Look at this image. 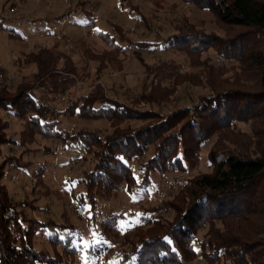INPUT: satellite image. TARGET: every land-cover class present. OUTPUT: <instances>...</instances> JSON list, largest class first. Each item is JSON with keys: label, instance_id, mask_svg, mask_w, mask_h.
Masks as SVG:
<instances>
[{"label": "trees", "instance_id": "trees-1", "mask_svg": "<svg viewBox=\"0 0 264 264\" xmlns=\"http://www.w3.org/2000/svg\"><path fill=\"white\" fill-rule=\"evenodd\" d=\"M184 1L210 11L228 34L207 33L186 20L177 33L158 44H137L140 48L184 54L190 59L191 68L203 69L198 73L182 72V64L175 60L145 64L146 80L152 90L147 93L145 83L132 106L108 99L104 87L97 85L70 100L66 109L55 115L59 101L78 86L79 78L72 75H77L72 61L68 58L61 66L63 60L49 48L25 56L24 64L37 66L31 80L21 82L14 91L7 85L0 87V264H75L72 260L80 253L74 248L71 231L63 236L56 229L62 224L36 218L34 212L40 208L35 201H16L3 184L8 166L31 167L23 156L39 138L45 142L58 140L65 149L77 148L93 156L94 165L81 180L92 205L112 198L124 183L130 194L138 189L128 163L143 158L151 147L153 156L141 166L142 189L149 187L148 180L154 173L165 176L189 172L201 146L213 136L216 142L207 156L212 166L210 173L187 180L173 198L147 208L145 212L151 216L143 218V225L134 227L133 239L127 238L119 248L103 244L102 249L95 248L90 253L100 264H185L199 255L208 264L221 259L229 264H264V0ZM88 16L94 19L90 13ZM4 24L0 17V27ZM115 30L122 45L101 36L119 56L127 44H133L126 41L127 32L122 27ZM210 50L221 61L236 64L216 67L210 57L203 60ZM92 59L100 62V57ZM18 64L22 62L19 60ZM233 70L231 78L222 77ZM203 75L209 93L193 106L167 115L138 106H160L180 86H197ZM36 90L46 91L47 99L39 98ZM4 114L23 123L19 134H10L11 122ZM64 114L118 124L104 137L83 129L72 134L60 128ZM147 120L152 122L139 128L123 126L130 121ZM239 123L250 124L251 133L240 130ZM14 147L23 149L20 156L6 154ZM43 149L50 153L49 148ZM46 169L41 164L34 170L38 183ZM170 211V219L162 216ZM115 218L102 220L103 230L110 231ZM204 227L207 232L199 241L198 233ZM39 233L48 234L62 252L51 255L45 249H37L34 242ZM197 241L199 254L194 244Z\"/></svg>", "mask_w": 264, "mask_h": 264}, {"label": "rangeland", "instance_id": "rangeland-1", "mask_svg": "<svg viewBox=\"0 0 264 264\" xmlns=\"http://www.w3.org/2000/svg\"><path fill=\"white\" fill-rule=\"evenodd\" d=\"M89 13L94 19L88 16ZM0 17L5 22L4 26L0 27V73L3 74L0 77V87L7 85L14 91L21 82L31 80L37 72V66H27L24 64V58L40 48H49L58 55L63 60L61 66L69 58L75 70L77 69V75L76 72L72 75L79 78V84L59 101L55 115L64 111L70 100L97 85L104 87V95L108 99L120 105L132 106L131 102L139 99L144 91L145 83H149L146 80L145 64L175 60L182 64V72L202 71L203 67L191 68L190 59L184 54L145 49L137 45L162 42L177 33L178 27L183 26L186 20L196 29L207 33H217L221 36L228 34V30L217 22L210 11L197 8L184 0H0ZM117 26L127 32L125 39L133 44H127V47L123 45L126 49L119 56L101 36L104 34L115 44L122 45L120 35L115 30ZM96 57H100V62L92 59ZM207 57L211 58V64L216 67H230L236 64L234 61H221L213 50L202 58L204 60ZM19 60L21 65L18 64ZM235 71L239 73L240 69L236 67ZM235 71L222 74V77L231 78ZM205 77L203 75L195 87L188 83L180 86L177 92L160 103V106L143 103L138 106L140 109L157 110L165 115L181 107L193 106L203 95L209 93ZM166 85H170V82ZM151 90L152 87L148 84L147 93ZM35 94L42 100L47 99L44 90H36ZM4 116L11 122L10 134H19L23 123L13 115ZM61 120L60 128L65 132L73 134L80 129L91 130L102 137L118 124L113 125L112 121L107 119L82 120L70 114H64ZM151 122L130 121L123 126L135 129ZM237 126L240 130L251 133L250 124L239 123ZM215 142L216 136H213L201 146L195 159L196 163L189 172H171L165 176L154 173L148 180L149 187L142 189L140 184L144 179V171L141 166L153 156L154 148L151 147L143 158L128 163L136 184L139 185L138 189H134L130 194L127 184L124 183L112 198L97 200L91 205L81 180L84 172L93 167V156L82 153L77 148L65 149L58 140L45 142L39 138L38 143L23 156V160L31 163V167L19 168L15 164L8 166L3 184L16 201L21 202L27 198L35 201L40 208L34 212L36 218L43 221L54 220L62 224L63 226L56 229L63 236L71 231L74 248L80 252L72 260L75 264H100L94 253L90 252L95 248L102 249L103 244L109 248H119L125 244L127 238L133 239L134 227L143 225V218L151 216L145 212L147 208L173 198L187 180L212 171L207 156ZM43 147L49 148L50 153ZM14 148L6 150V154L20 156L23 149ZM38 149L43 150L35 151ZM41 164L47 169L43 180L38 183L39 178H34V170L39 169ZM172 215L170 211L162 216L170 219ZM111 217H116L115 225L110 227V231L103 230L104 226L102 227L100 222ZM206 232L207 227L199 231V241ZM194 244L199 254L198 241ZM34 245L39 250H47L51 255L56 251L62 252V247L54 246L50 236L45 233L38 234ZM126 248L129 249L128 244ZM185 264L208 263L199 255L193 262ZM215 264L229 262L221 259Z\"/></svg>", "mask_w": 264, "mask_h": 264}, {"label": "built area", "instance_id": "built-area-1", "mask_svg": "<svg viewBox=\"0 0 264 264\" xmlns=\"http://www.w3.org/2000/svg\"><path fill=\"white\" fill-rule=\"evenodd\" d=\"M1 76H3L2 73H0V77H1ZM77 93L80 94L79 90H77ZM77 93L75 92V96L77 95ZM63 136H65V134H64Z\"/></svg>", "mask_w": 264, "mask_h": 264}]
</instances>
